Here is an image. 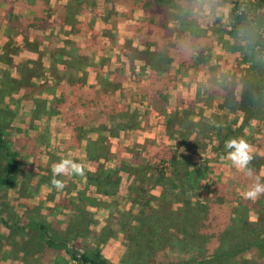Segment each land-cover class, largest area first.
<instances>
[{
	"label": "rangeland",
	"instance_id": "1",
	"mask_svg": "<svg viewBox=\"0 0 264 264\" xmlns=\"http://www.w3.org/2000/svg\"><path fill=\"white\" fill-rule=\"evenodd\" d=\"M175 1L177 2L178 0H172V3L175 4ZM191 1L194 4L195 2H197V0ZM213 1L214 2L212 4H216L217 0ZM257 1L258 0H254L253 2H250L248 0H218V2L222 4V8L219 7L220 5H213L210 7L203 5L202 7L205 9L206 14L204 13V10H202V7L201 10H195V13H200L201 17H203L200 22H197L199 23L197 25L198 27H196L197 31H199V33H208L207 31H210L212 33L211 35H213L204 43V45L208 47L210 53H203L204 55L202 57L200 56V61H202L204 58H209L211 62L209 64H212L209 66V70L207 69L209 78L213 77V79L216 81L222 80L223 78L225 80L222 81L223 87H226L227 94H230L233 97H236L239 93V87L242 83L240 82L241 80L244 79V84H247L249 81L255 79V77L258 78L264 75V55L261 57L255 56V59L253 60L251 66V64L246 61V54L244 53L243 55L239 51V49H241L242 47L247 48L249 43L253 40V38H255L253 37L252 40H247L244 34H250L251 36H253V34L254 36H256V34L258 35V30L253 24L252 20H255V17L257 16L255 13L257 12L259 13L260 17L264 18V13L262 12L264 10V1L262 0L260 4H256ZM87 2L89 4V2H92V0H88ZM259 6L260 8H257ZM254 7H256L257 9ZM1 8H3L4 10L1 11ZM87 9L89 11H92L93 7H87ZM106 9L108 8L103 7L102 12L99 8L96 18H101V15H104L102 17H107V14L110 15L114 13L113 8H110L107 11ZM6 10L8 9L4 6H0V13L2 12L6 14ZM117 10L119 11V7H117ZM133 10L145 11L146 8H144V6H139L135 7ZM232 11L238 14H246H244L246 16V19L243 20V24L236 26V28L232 27L233 22L232 20H230V13ZM122 12L125 16H127V14L131 15V13H133V11L127 9L122 10ZM174 12L180 14L182 17H186L188 16V14H191L190 12L194 11L179 7L178 9H174ZM160 14L162 13L156 12L153 14V16L160 17ZM99 23L100 21H98L97 24ZM4 25V22L0 20V44L3 43L4 39H7V41H9V45L7 43V49H5L7 50V52H9L8 58L13 57V54H17L16 56L18 57V59L25 60L27 59V54H30L31 50L37 48V46L40 45L43 54H59V52L55 51L56 48H54V50L52 48H49V44H46L45 46L44 44L42 45V42L40 40L35 41L30 32H28V36L24 38V35H26L27 32L24 35H22L21 32L24 33L23 28L26 26L25 22H20L17 30H13L11 27L3 29ZM122 25L124 26H122V29L124 30L126 29V27L129 28L130 26H132V23L125 22L122 23ZM174 25L175 24L172 23V29ZM100 29H105L103 32H99L98 36V39L101 43V46H99L102 50L101 53L105 52L103 55H99V57H101L100 60L104 58L106 66H109L108 68L111 69V71L118 69L116 71L119 74L118 77L120 78V81L123 78L125 82H129V79L133 78L134 73L133 71H126V66H129L128 56L129 50L131 48V44L129 43V33L127 32L128 34H126V32H124L122 36L114 37L115 35L111 36V33L113 32H111L109 28ZM58 31L59 34L57 35L64 46L68 47V44L73 40H76V43H78L79 45L81 44V42L86 41L85 38L82 39L81 36H77L74 31H70L71 33L68 37L67 34H65L67 33L66 31ZM17 33L20 34L17 35ZM54 39L55 38H53L52 41L56 40ZM88 40L89 43H94V37H92L91 35L89 36ZM195 43V41H185V45L182 46L190 50V48H193L192 46H195ZM189 53L190 58L188 63H181L187 67L194 66L196 62V60H194L195 55L192 53V50H190ZM246 53L248 52L246 51ZM1 54L4 53L0 51V55ZM1 57L2 56H0V66H3L2 69L0 68V128L7 139L10 149L17 153L16 160L19 162V165L17 175L15 176L14 180L8 183L4 188L0 189V264H72L69 256L65 253L64 249L61 248L62 244L59 241H55V244H53L51 248L49 246L46 247L44 243L42 244V242H40L37 234L33 233L32 235L27 236L25 232H21L16 229L14 223L17 219L25 220L30 218L32 219H30L29 222L37 221L43 223L46 226L49 235L54 237V239L56 240L73 237L72 235L78 234V232H82V234L85 236V243L89 244L91 247L95 245L97 239L100 240L98 247L100 256L112 264L120 263V261L126 258L124 256V252L126 251L125 243H130V239L134 237L133 231H128L124 237L121 235V233H117V212L118 214L123 213L125 215L124 220L130 218L134 213V210L131 208L133 203H131L129 199V188L132 187V185L127 190V185L129 182L125 180L126 178H128L125 177V174L135 175L133 174V171L135 172L136 169L140 170V168L146 167L145 163L152 158L149 157V154L154 153V150H151L150 152L148 151V148L146 149V151L143 150V154L145 156H142L135 152V154L132 155V161L135 166H119V164L114 166L122 172L121 182H118L116 191L112 193V195L95 194V196L98 198V200L95 199V203H97V205L89 207L88 210L91 213L92 222L87 225V228L84 222L82 224L81 222L80 224H77L74 220L75 214L73 212V208L71 207L70 203H67L66 201L62 202L64 198L61 195H65V191L70 189L68 193H71L70 196L73 194L72 196L74 197L76 192H78L77 188H75V185L79 187L78 189L80 191H85L87 195H94V193H92L94 188L88 185L87 181L83 182L79 181L78 179L84 177L83 175L86 170L91 173L96 172L98 166L101 164L102 166L105 165L106 168L112 169L111 160H117V157L120 155V153L118 151H115L114 142L112 143V141L110 142V140H108L110 149V154L108 153L109 160H101L102 162H96V169L94 168L95 170L93 172L92 170L95 166H92L91 164L93 163H89L85 160L84 157L86 156V153H84V147L79 146V144L77 145L76 139L73 137L68 136L69 139H65L62 138L61 135L59 136V127L60 124L63 123V118H68V115L70 113L68 111H70L72 107H76V103L69 105V102L65 103L64 99L62 100V94L64 93V91H57V86L61 85L62 79L50 78L48 76L49 74H46L44 70L46 69V71L48 72L46 66L43 67V63H40L39 60L29 59L25 60L28 62L24 63L21 60L20 64L16 65L13 64L12 58L11 60L7 61L13 65L11 68L8 67L6 63H3L1 61ZM186 57L187 54L185 55V58ZM106 60H108V63ZM79 61L83 63L86 61V59L82 57L79 59ZM213 61H215L216 64H213ZM106 66L104 68H107ZM253 66H255V68H253ZM139 68L140 67L136 66L137 70L135 69V73H139ZM199 70L202 69L200 68ZM105 71L108 70L103 69V72ZM11 72H13L14 74L13 76H10L12 77V81L8 78V75H10ZM70 73L71 72H68V76ZM102 74L104 75L102 76ZM100 75L102 77L101 79L104 80L106 74L101 73ZM75 78L77 79V77ZM10 85L15 86L13 87ZM10 89L12 90V92H10ZM59 89H62V87H59ZM218 92L219 93L217 94L220 95V97L223 99V102H221L220 104H217V102L213 103V98L210 99L212 101L205 102L203 101L204 96L205 99H207V97L205 94V89L203 88V84H201V91L199 93H202V102L204 103L198 104H201L200 106L202 107H207V111H210L211 107L218 108L216 107V105H221L222 108H230L231 110H234L235 113H230L226 121L231 122L234 115H236L238 119H234L236 120L238 125H240V123L243 122L244 117L241 118L242 115L239 111H237L236 104L229 101L232 98H229V96L226 95L224 88L220 87V91ZM33 94L37 95L35 97L36 100L34 101L31 100L32 96L30 97V95ZM224 98L226 99V101ZM189 100L191 101V98ZM227 100L229 101V103L227 102ZM31 102L34 104V108H32L33 105ZM155 103L157 105H160L157 101ZM75 110L77 109H74V112ZM190 110L191 108L185 111ZM208 114L209 112H206V115ZM246 123L248 128L245 127L246 137L244 139L250 146L249 153L258 152L260 156H263L264 121L248 118L246 120ZM204 124L208 125L206 121ZM151 126L153 125L151 124ZM77 127L78 125L72 128L69 126L70 129H74ZM62 130L64 129L62 128ZM255 131H259V134H257ZM142 136L143 137L141 139L143 140L145 138L144 134ZM145 136V139L147 140L156 138V135L149 131L145 133ZM207 136L210 137L208 134H206V137ZM98 137L96 136V138L94 139H98ZM206 139L203 140L202 138H200V141H197L195 144H193L192 138L186 141V143H184L183 140L175 138L176 141H173V146L166 149L167 151L165 153L166 159L174 155V153L177 154L179 160H181L183 163H202L203 161L207 162V166L209 167V169L206 173L207 177L201 181L202 186L200 188V191L203 189V187H205L204 184L210 183L212 181H222L221 183H224L229 174L231 176L233 175L229 178H233L236 173L240 171V169L232 165L230 160H217V157H213L212 155H215V152L211 148L210 142L209 147L207 143L210 139ZM260 139L263 140L261 145L259 144ZM103 140L104 142L107 141L105 140V138H102V141L99 140L97 142L101 145H104L105 143L103 142ZM128 145H130L131 147L134 146L132 142ZM138 146H140V144ZM124 154H126L123 155L124 157H129V154ZM95 155L96 154L94 152V154H92V157H95ZM62 159H68L80 163L83 168V174L68 175L65 173L57 175L56 178L59 179L63 184L62 188H58L53 186L50 182L53 175L51 166L54 162ZM4 163L5 161L3 160L2 154L0 152V175L4 174L5 172ZM115 163L116 162H113L112 164L114 165ZM84 169L86 170L84 171ZM260 174L264 176V161L262 160L260 166ZM17 179L20 180L19 185ZM116 179H118V176ZM70 180H73L72 182L74 184L70 182ZM134 180L138 185V179L134 177L133 182ZM233 183L234 184H232L231 186V193L229 196V199L232 197L233 201H227L228 196H225L222 205L230 209H234L235 207L243 218L245 217V219H248L249 221H255L257 218H259V213L264 214V211H262V209H264V194H260L256 198L252 199L245 198L244 192L249 186L245 185L243 182L240 183L238 181H235ZM146 187L147 186H145V189ZM52 189H54L55 191ZM204 191H202V195L199 197L200 201L204 202L208 198L213 199V196H209V193L207 195L206 190ZM134 194L131 195L133 196ZM27 195L33 197H31L32 200H30L32 202L31 204L27 198ZM52 199L55 201L59 200L61 204H64L63 207L68 208V210L66 209L67 211H61L60 208H57L56 211H53L52 205L54 201ZM241 200L243 203L242 205L240 204L238 208V203ZM214 201L219 203L218 199H215ZM69 207L71 208V210L69 209ZM22 223L24 222H21L20 220L19 225H21ZM102 227L106 228L102 231V233H100L101 236H99L98 234L101 231ZM255 227L258 231V227L263 228V226L259 225L251 226L252 229H254ZM111 231H114L116 233L110 235ZM101 237H103L104 239L102 238L103 240H101ZM74 240L75 239L70 240L68 246H71L78 251H82L80 247L81 242H77L78 244H76L73 243ZM131 254L134 255L133 252H131ZM168 255L171 257H175L177 254L171 251L168 252ZM243 259L249 260V258L246 257Z\"/></svg>",
	"mask_w": 264,
	"mask_h": 264
},
{
	"label": "trees",
	"instance_id": "2",
	"mask_svg": "<svg viewBox=\"0 0 264 264\" xmlns=\"http://www.w3.org/2000/svg\"><path fill=\"white\" fill-rule=\"evenodd\" d=\"M31 1L29 0L28 3H31ZM117 1L124 3L125 8L130 11L139 6L146 8V14L137 21L135 27L142 35L140 43L145 45V48L137 51L138 57L151 69L150 85H154V93L150 97V104L162 113L164 100L159 93L166 84L165 76L168 77L169 66L171 62L188 63L191 48L189 50L182 45H185V41L196 42L198 40L196 36L197 26L192 21L184 19L174 23L173 29L166 24H157L153 21V14L156 12L162 13L165 10L161 0ZM260 3L261 0H258L256 4ZM82 4H86L85 0H67L65 6L58 8L61 11L60 14L63 16L64 23L70 26L76 34H82L92 26L91 21L80 23L74 15L80 12ZM91 6H93L91 3H87L86 9L87 7L91 8ZM29 7L36 9L37 4L35 5V2H33ZM257 8H260V6ZM262 12L264 13V10ZM244 14L231 12L232 27L236 28V26L243 24V20L246 19V14ZM255 14V20H252V22L258 30V35L256 34L255 38H249V40H252V38L253 40L247 48L242 47L239 49L240 53L246 54V61L251 66L255 56L261 57L264 55V18L260 17L258 12ZM26 23L28 24L27 26L32 28L40 26V18L32 17L26 20ZM11 28L13 30L16 29L17 23H13ZM173 31L176 32L175 37L172 35ZM184 33H189L191 36L187 39L186 36H182ZM197 43H200L199 40ZM70 45L75 50L73 44ZM186 54L187 57L185 58ZM194 60H197V57H194ZM263 76L255 77L247 84L242 83L243 89L240 92V102L235 103L237 110L244 115L243 122L240 125L216 118L213 121V127H211L213 129L211 130L213 131L214 140H216L214 152L217 158L224 154L225 140L231 137H246L243 129L247 127L246 120L248 118L264 121ZM119 79L118 75H106L105 77V80L116 88H120ZM76 81H81V77H78ZM89 100L90 102H85L83 105L86 107L87 115L92 114L97 109L94 99L90 98ZM156 101L160 105H157ZM229 101L227 100L228 103ZM121 115V122L118 125L115 124L113 127L107 128L101 122V127L98 129L105 130L109 136L117 137L119 131L133 127L132 125L129 126L130 122L126 119L128 115L125 114L124 116L123 113ZM76 119L82 122V119L77 117ZM167 120L175 124L173 122L174 119L171 117ZM185 124L186 122L179 126L181 131L177 129L174 131L184 143L188 141L186 130L190 129L185 127ZM171 130H174L173 125ZM102 138L99 136L95 142L102 141ZM196 142V140H193V144ZM153 148L152 146L148 147L149 151ZM166 151V149L158 148L153 156H161L162 159L160 161L149 160L145 163L146 167L133 171L139 183L129 188V199L133 203L131 208L134 213L130 218L124 220L125 215L117 212L116 222L118 224L117 233H121L124 237L128 231H133L134 237L130 239V243H125L126 251L124 256L126 258L118 264H264V214L259 213V218L255 221H249L245 217L243 218L235 207L230 209L222 205L225 196H228L227 201H233L232 197L229 199L233 182H243L248 186L256 178L264 182V176L260 174L261 160L264 161V152L263 156L257 153H249L252 157L248 164L253 170L251 177L240 170L235 177L229 178L224 183L212 181L204 184L205 187L200 191L201 181L207 177L206 173L209 169L207 162L183 163L175 153L166 159ZM0 152L5 161V172L0 175V189H2L14 180L17 175L19 162L16 160L17 153L10 149L1 128ZM95 154L97 155L94 157L96 160L100 153L95 151ZM102 159L109 160V157L104 153ZM118 171L119 169L106 168L105 165L102 166L101 164L96 172L84 173L83 176L86 178L88 185L94 188L92 191L94 195L90 196L85 191L78 190L73 198L65 199L73 208L75 214L73 216L77 224L84 222L87 228V225L92 222L88 208L97 205L95 199L98 200V198L95 194L112 195L116 191L119 182L116 179ZM166 171L170 173L169 177L165 174ZM145 186H147L146 189ZM155 187L160 189L158 196L149 193V190ZM204 190H206L207 195L209 193V196H213V199L208 198L204 202L200 201L199 197ZM131 194L134 195L132 196ZM215 199H218L219 203L215 202ZM242 203L241 200L238 203V208ZM69 209L71 210L70 207ZM30 219H17L14 223L16 229L25 232L27 236L33 233L37 234L40 242L44 243L46 247L49 246L51 248L55 241H59L62 244L61 248L69 256L72 264H112L100 256L98 248L100 240L97 239L95 245L91 247L85 243V236L82 232L72 235L73 237L56 240L49 235L43 223L37 221L29 222ZM20 220L24 222L21 225H19ZM253 225L263 226V228L258 227V231L256 227L254 229L251 228ZM105 228L102 227L98 234L99 236H101L100 233ZM113 233L115 234L116 232L111 231L110 235H113ZM102 238L101 240L104 239ZM73 239H75L73 243L78 244L81 242L82 251L68 246L69 241ZM171 251L177 255L175 257L169 256L168 252ZM245 257L249 258V260L243 259Z\"/></svg>",
	"mask_w": 264,
	"mask_h": 264
},
{
	"label": "crops",
	"instance_id": "3",
	"mask_svg": "<svg viewBox=\"0 0 264 264\" xmlns=\"http://www.w3.org/2000/svg\"><path fill=\"white\" fill-rule=\"evenodd\" d=\"M87 1L88 0H85L86 4L88 3ZM161 1H162L161 3L165 6V10L162 12V14H160L161 15L160 17L153 16V21H155L157 24L158 23L162 25L166 24L168 26H171L172 23L174 24V23L182 21V18L184 16L182 17L180 14H177L176 12H174V9H178L179 7L194 11V12H190L191 14H188V16L184 17L183 19L192 21V23H195L196 26L199 24L197 22H200L201 19L203 18L201 17L200 13L198 14L195 13L196 9L201 10V7L203 5H206L209 7L213 5H220L219 7L222 8V4L219 3L218 0L216 1V4H212L214 2L213 0L212 1L211 0H197L195 4L192 3L191 0H178L177 2L175 1L176 2L175 4L172 3V0H161ZM0 2H1L0 3L1 7L4 6L5 8L8 9L6 10L7 12L6 14L2 12L0 13V20H2L5 24L3 29H6L7 27L10 28L11 26H13V23L14 24L17 23V28H18L19 23L23 21L26 24V26L23 28L24 33L21 31L19 32H21L22 35H24L27 32L26 35H24V38L28 36V32H30L32 34V37H34L35 41L40 40L42 42V45L44 44L45 46L46 44H49V48H52L53 50L54 48H56L55 51L59 52V54H53V53L43 54L41 45H40V46H37V48L31 50L30 54L29 53L27 54V57H26L27 59L25 60H29V59L39 60L40 63H43V67L46 66L48 72L46 71V69L44 70L46 74H49L48 76L50 78L62 79L61 85L57 86L58 87L57 91L59 90L61 92L64 91V93L62 94L63 95L62 100L64 99L65 103L69 102V105L76 103V107H72L70 111H68L71 113V114L69 113L68 118L66 119L63 118L62 120L63 123H61L59 127V136L61 135V137L65 139H69L68 136L73 137L76 139L77 145L79 144V146L84 147V153H86V156L84 157L85 160L89 163L90 162L93 163L91 165L95 166L93 167V170H92L93 172L96 169V165H97L96 162L101 161V160L103 161L102 159L103 154L106 153V155H108L110 151L108 140H110V142L112 141V143L114 142L115 151L116 152L118 151L120 153V155L117 157V160H114V159L111 160L112 163L116 162L114 165L111 163L112 169H117L114 167L117 164H119V166L120 165L135 166L132 161L133 160L132 155L135 154V152H137V154L145 156L143 152L146 151V149L149 146L154 147L152 149L154 150V153L158 148L168 149L169 147L173 146L172 145L173 141L177 140V139L175 140V138L180 139V136L174 131L176 129L181 131V128H179V126L184 124V122H186L184 126L190 128L186 130L188 134L187 140L192 138V140L200 141V138H202L203 140L206 138H207L206 140H208L209 138L210 140L207 142L208 147H209V142H210L211 148L213 150L215 149L216 140H214L213 132H211L212 131L211 129H213L211 128L213 127V121L216 119L225 121L228 118L229 114L230 113L234 114L235 111L231 110L230 108L227 109V107L222 108L221 105H216V107L218 108L211 107L210 111H207V107L200 106L202 103H204L202 102L203 100L201 96L202 93H199L201 91V84H203V88L205 89V94L207 97V99H205V96H204L203 101L205 102H209L213 100V103L217 102V104H220L221 102H223L222 101L223 99L217 93H219L218 91H220V87L224 88L225 92L227 90V88L223 87L222 85V81H225L223 78L222 80H219V81L214 80L213 77L209 78L208 70H209V66L212 65V64H209L211 63L209 58L208 59L204 58L202 61H200L201 57L204 55L203 53H208V52L210 53L208 47L204 45L205 41L211 38V36H213L211 35L212 33L210 31H207L208 33L206 32L199 33V31L196 32L197 33L196 36L200 43H197L198 41L197 40L195 43V46H192L193 48H191L192 53L195 55L194 57H197V60L194 66L187 67L181 63L177 64L178 62H171L169 66L168 77L165 76L167 80L166 84L163 86V88H161V91L159 93L164 100V104L162 107V113H161L157 111V109L150 104L151 103L150 97L154 93L153 92L154 85L152 84L150 85V76H151L150 70L151 69L147 64H145L143 60H141L138 57V51L144 50L145 45L140 43V39L142 35L140 32L137 31L135 27H136L137 21L140 20V18L146 14V10L145 11L144 10L143 11L133 10V13H131V15L125 16L123 15V12H122V10L126 9L124 8L125 7L124 3L119 2L117 0H110V1L92 0L91 2V4L93 5L91 6L93 7L92 11H89L88 9H86V4L85 5L82 4L81 5L82 9L80 10V12L75 13L74 15L80 23L91 21L92 26L89 29H87L85 32H83L82 34L75 33L77 36L79 37L81 36L82 39L85 38L86 41L82 40L83 42H81V44L79 45L78 43H76L77 42L76 40L72 39L73 41H71L68 44L69 46L67 47L63 45L62 41L59 39L57 35L59 34L58 30L66 31L67 33L65 34H67V37L70 35L71 33L70 31H74L71 29L70 26L64 23L63 16L60 14L61 11L58 9L59 7L65 6L67 3V0H35V1L32 0L31 3H28L29 0H4ZM33 2H35V5L37 4L36 9L29 7L30 4H32ZM103 7L108 8L106 9V11L109 10L110 8H113L114 13L110 15L107 14V17H102L104 15H101V18H96L99 8L103 12L102 10ZM117 7H119V11L117 10ZM3 10L4 9L1 8V11ZM85 10L88 12H86ZM202 10H204V13L206 12L203 7H202ZM32 17L40 18V26H37L34 28L27 26L28 24L26 23V20ZM230 20H231V17H230ZM98 21H100L99 24H97ZM125 22H128V23L131 22L132 26H130L129 28L125 26L126 29L123 30L122 23H125ZM99 27L109 28L111 32H113L111 33V36L115 35L114 37H120L122 36L124 32H126V34L129 33V37H130L129 43L131 44L130 45L131 48L129 50V56H128L129 66L128 67L126 66V71L127 70L133 71L134 73H133V78L129 79V82L128 81L125 82L123 78L121 81L119 80L120 88H116L115 86L109 84L107 80L101 79L102 78L100 75L101 73H105L106 75H109V76L111 75L119 76V74L116 71L118 69L111 71V69L108 68L109 66H106V62L104 58L100 60L101 57H99V55H103L105 52L101 53L102 50H101V47H99L101 46V43L98 39L99 38L98 36H99V32L101 33L105 29L103 30V29H100ZM17 28L14 30H17ZM55 29L57 30V33ZM18 34L20 33H17V35ZM90 35L94 37V43L92 42V44L91 42L89 43V40H88ZM172 35L173 37H175L176 32L173 31ZM43 36H47V37H43ZM182 36L190 37L191 35L189 33H184L182 34ZM244 36L248 40L249 38L254 37V34L253 36H251L250 34H247V35L244 34ZM53 38H55L56 40L54 39L55 41H52ZM74 39H77V38H74ZM8 42L9 41H7V39H4L3 43L0 44V51L4 53L0 55L2 56L1 61L3 63H6L7 66L11 68L13 65L7 61L11 60L12 58H13V64H16V65L20 64L21 60L23 63L28 62L23 59H18V57L16 56L17 54L16 55L13 54V57L8 58L9 52L5 50L7 49L6 46ZM70 44H73V47H75L74 48L75 50L71 48ZM5 51L7 52V55ZM82 57L86 59V61L83 63L79 61V59ZM106 61L108 63V60ZM212 63L216 64L215 61H213ZM2 66H0L1 69H2ZM105 66L107 68H104ZM136 66L140 67L139 68L140 71L138 69L139 73H135ZM200 68L202 70H199ZM103 69L108 70V71L103 72ZM68 72H71L69 76H68ZM11 75L12 76L14 75L13 72H11L10 75H8L9 80L12 81L11 79L12 77H10ZM103 75L104 74H102V76ZM75 77H77V79L78 77H81V81H76L77 79ZM240 82L243 83L245 81L243 79ZM242 83L240 84L238 95L237 96L235 95L236 97H233L230 94L228 95L226 92V95H228L229 98H232L230 100L232 103L240 102V92L243 89ZM10 86L14 87L15 85H10ZM59 87H62V89H59ZM11 89H10V92H12ZM190 94H191V97H190ZM31 96H32L31 98L32 101L36 100L35 98L37 96L36 94L30 95V97ZM90 98L94 99V103L96 104L97 109L94 110L93 113L91 112L92 114L87 115L88 112L86 110V107L83 105L85 102H88V101L90 102L89 100ZM190 98H191V101L189 100ZM198 103H201V104H198ZM32 105H33L32 108H34L33 103ZM189 108H191L190 111H185ZM74 109H77V110H75L74 112ZM206 112H209V114L206 115ZM121 113H123L124 116L125 114L128 115V117L126 116V119L130 122L129 126L132 125L133 127L128 128L126 130L119 131L117 137L116 136L110 137L107 134V132H105V130L98 129L99 127H101V122L104 123L103 125L107 126V128H111L115 124L118 125L121 122V117H122ZM241 115H242L241 118H243L244 117L243 113H241ZM167 116L168 118L171 117L172 119H174L173 122L175 124H172L171 122H169L167 120L168 119ZM76 117H79L80 119H82V122H79L76 119ZM234 118L238 119L236 115H234L232 120ZM235 119L233 121L231 120V123L233 122L238 125ZM251 119L256 120L255 118H251ZM205 121L208 125L204 124ZM151 124L153 126H151ZM72 125H74L75 127L77 125H80V127L70 129L69 126L71 128L74 127ZM172 125H173L174 130H171ZM61 127L64 130H62ZM245 129L246 128L243 129L244 133L246 132ZM147 131L152 132L154 135H156V138L148 139V140L145 139L146 138L145 133ZM255 132L259 134V131H255ZM143 134L145 138L142 140L141 138L143 137L142 136ZM206 134H208L210 137L208 136L206 137ZM96 136L97 137L101 136L103 138L105 137V140L107 141L104 142L103 140V142L105 143V144L103 143L104 145H101L99 143L97 144V142H95L96 139H94L96 138ZM130 139H131L132 144L134 145L133 147L128 145V144H131ZM262 142L263 140L260 139L259 144L261 145ZM139 144L140 146H138ZM95 151L100 153V156L96 160L94 159V157H92V154H94ZM124 153L129 154V157L128 158L124 157L123 155H126ZM154 153L149 154V157H152L150 160L154 162L160 161V159H162L161 156H153ZM96 156L97 155H95V157ZM212 156L216 158V155L213 154ZM217 160H222V159L217 158ZM225 160H228V159L225 158ZM105 161H107V159ZM85 170L86 169H84V171ZM87 172L88 170H86L85 173ZM121 173L122 172L120 170L117 173L119 183L121 182V178H122ZM165 174L169 177L170 173L166 171ZM133 176L136 177V175L125 174V177H128L125 180L129 182L127 185V190L131 185L136 184L135 180L133 182V179H134ZM232 176L229 174L226 180H228V178ZM78 180L86 182L85 177H81V179H78ZM226 180L224 182H226ZM72 181L73 180H70V182ZM17 182L19 185L20 180L17 179ZM75 188L79 190L78 189L79 187H77L76 185H75ZM159 192H160L159 187L151 188L149 190V193L154 196H158ZM64 194L65 195H61L64 199L71 198V197L73 198L72 196L73 194L70 196L71 193H68V190L65 191ZM31 197L32 196L27 195V198L30 204L32 203L30 201L32 200ZM111 197H114V196H111ZM64 199L62 202H65ZM53 201H54L52 205L53 211H56L57 208H60L61 211H65L66 209L68 210V208L63 207L64 204H61L59 200L58 201L53 200Z\"/></svg>",
	"mask_w": 264,
	"mask_h": 264
},
{
	"label": "clouds",
	"instance_id": "4",
	"mask_svg": "<svg viewBox=\"0 0 264 264\" xmlns=\"http://www.w3.org/2000/svg\"><path fill=\"white\" fill-rule=\"evenodd\" d=\"M224 154L221 155V159L227 158L231 161L232 165L244 172L247 176L253 175V170L248 166L249 161L251 160L250 146L243 137H231L225 140L224 142ZM52 178L51 184L55 187H63L62 182L57 179V175L60 174H83L82 165L78 162H74L68 159H62L57 162H54L51 166ZM264 193V182H261L259 178H256L255 181L247 188L244 192L245 198L252 199L256 198L260 194Z\"/></svg>",
	"mask_w": 264,
	"mask_h": 264
},
{
	"label": "built area",
	"instance_id": "5",
	"mask_svg": "<svg viewBox=\"0 0 264 264\" xmlns=\"http://www.w3.org/2000/svg\"><path fill=\"white\" fill-rule=\"evenodd\" d=\"M248 1H250V2H253L254 0H248ZM262 1V0H261ZM264 1V0H263Z\"/></svg>",
	"mask_w": 264,
	"mask_h": 264
}]
</instances>
